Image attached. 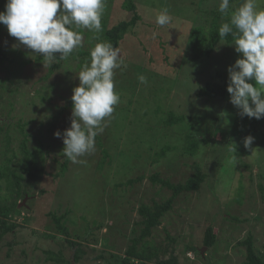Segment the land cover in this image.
Returning <instances> with one entry per match:
<instances>
[{"label":"rangeland","instance_id":"obj_1","mask_svg":"<svg viewBox=\"0 0 264 264\" xmlns=\"http://www.w3.org/2000/svg\"><path fill=\"white\" fill-rule=\"evenodd\" d=\"M136 2L143 20L155 27L141 23L138 31L145 34L141 41L131 38L119 48L127 68L116 70L114 79L120 103L115 106L112 117L106 118L104 131L99 134L112 156L104 169H98L102 154L95 138L94 152L80 157L81 162H71L66 176L54 177L65 159L63 138L55 137L54 133L57 130L63 133L71 126L72 109L59 118L54 133L45 134L44 125L57 113L56 107L68 104L73 92L69 94L59 88L52 91L50 82L36 84L47 71L43 65L24 67L20 93L5 97L4 113H10L9 102H13L14 122L27 123L25 130L32 135V148L36 147V133L41 130L50 148L47 155L44 153L47 174L31 191L32 197L20 202L21 214L15 221L23 227L0 241V264H58L48 259V252H62L71 264H107L112 260L111 255L124 256L133 230L137 228L139 233L136 226L142 219L139 208L143 204L163 202L171 195L150 178L158 173L175 184L183 183L194 174L195 165L210 173L208 181L199 192L182 194L177 199L173 210L161 219V226L154 229L150 242L167 250L163 258L174 254L179 264H243L246 248L238 243L251 233L257 250L264 254V193L259 188L260 185L264 188V179L259 177L264 173L263 139L256 133L250 155H242L243 143L236 139L243 121L229 110L230 103L197 97L201 87L218 78L216 71L228 72V67L241 54L235 51V45L222 42L212 59L198 64L187 62L191 59L188 48L191 32L211 18L213 11L219 12L220 0ZM122 3L123 0H115L109 12V27L129 18L121 8ZM242 3L230 4V8L236 9ZM164 8L172 19L169 25L160 27L155 22L156 16ZM0 42L10 49L28 51L26 58L34 56L26 46L14 47L18 42L9 35L7 27L2 30ZM161 42L165 43L164 48ZM141 74L147 78V84L139 82ZM65 75L61 69L52 80L56 78L59 85L65 81ZM1 76L5 73L0 72ZM217 81L224 83L222 79ZM75 82L77 87L79 79ZM159 108L161 112L157 115ZM171 111L184 116L185 123L164 128L163 121ZM259 130L264 134V125ZM188 132L209 140V145H200L196 157L188 156L182 148ZM13 136L14 150L18 152L22 136L16 130ZM232 136L236 145L222 149L221 144L228 143ZM164 143H169L173 151L158 163L153 162ZM241 160L252 166L251 170L244 168ZM142 175L146 179L141 184L120 185ZM241 180L245 188L242 207L231 202ZM67 212L72 240L79 242L86 252L79 263L74 260L73 248L56 233L49 216V213ZM231 216L243 221L232 222L228 220ZM210 223L215 227L218 245L211 250L202 249L204 231ZM97 225L102 227L98 229ZM188 246L201 248L205 256L199 258L194 252H187Z\"/></svg>","mask_w":264,"mask_h":264},{"label":"trees","instance_id":"obj_2","mask_svg":"<svg viewBox=\"0 0 264 264\" xmlns=\"http://www.w3.org/2000/svg\"><path fill=\"white\" fill-rule=\"evenodd\" d=\"M243 0H230V4L242 3ZM7 0H0V11L5 10ZM115 0H106L105 9L102 16V28L100 33H94L87 29H79V31L85 37L84 44L87 46L82 47L75 51L68 57L67 60L60 61L59 63L47 64L43 60L42 55L35 53L33 58H26L28 51H19L17 49H10L0 42V72L5 73V76L0 77V241L4 240L9 234L15 233L22 224L16 223V217L21 214L19 209L20 202L28 197H32L31 191L35 188L36 184L42 181L46 171V155L50 148V143L47 141L45 134H52L57 129V123L59 118L72 109V100H68V104L64 107H56V114L51 116L44 126H46V133L37 131L35 138L36 147L33 149L31 146L32 135L27 133L25 127L27 123L14 122L12 115L14 104L9 102L11 107L10 113H4V100L5 97H14L21 91V86L24 84L21 77V73L24 67L30 64L43 65L47 68L46 73L36 81L39 82H50L51 90L61 89L69 92H73L76 87V82L79 78L77 74L82 70L83 65L86 62H90V50L95 46L96 43L101 41H108L113 46L120 48L122 43L129 41L131 38H136L141 41L145 34L139 33L141 23L155 27L154 24H147L138 10L136 0H123L121 8L124 12L129 15V18L124 21H120L118 24L109 27L110 10L114 6ZM235 9H229L231 13ZM230 21V15L224 16L220 12L213 11L211 18H208L203 24L200 23L191 32L188 48L191 52V59L187 62H193L198 64L205 59H212L218 46L221 43L220 37L218 36V30L220 26ZM5 25L0 23V38L2 30ZM141 34V35H140ZM227 45H234V37L229 34L223 41ZM143 44V42H141ZM168 43V42H167ZM165 43L161 42V46L164 48ZM145 51H147L145 49ZM58 55V54H57ZM30 58V59H29ZM241 58V57H240ZM168 61V58L166 59ZM152 62V58L149 59V63ZM45 64V66H44ZM142 66V65H141ZM143 67V66H142ZM145 68V67H144ZM63 69L65 71V81L57 85L56 78H52L56 73ZM75 76V78H73ZM217 79H222L223 84L219 83L217 79L207 83L201 87L197 92L198 98H208L210 102H215L219 99L226 100L230 103L229 110L236 115L243 124L239 126L241 129L240 134L237 136V140L241 141L242 155H250L251 147H244V139L251 135L255 136L256 133L263 139L264 134L259 130L264 125V118L255 119L248 118L247 116H241L240 110L236 108L230 102V94L227 92L229 74L221 70L216 71ZM26 97V94H25ZM28 97V96H27ZM47 101V100H44ZM228 110V111H229ZM158 113L161 112L159 108ZM162 120V119H160ZM21 121V120H20ZM139 122V120L137 121ZM185 123L184 116H178L174 112L168 113V118L163 121L164 128L172 126H180ZM159 125H161L159 123ZM162 125V126H163ZM13 130L17 131L22 136V141L19 146V151L14 150V136ZM224 131V130H223ZM228 143L221 144L222 149L233 145L235 138L232 136L228 139ZM97 144L102 154V159L98 165V169H104L107 162L111 163L112 160L111 152L103 142V138L99 135L96 136ZM160 141V140H159ZM119 142H117L118 144ZM185 145L182 147L185 154L190 157H196L200 151V145H209V140L202 138L196 133L188 132L185 135ZM238 146V145H237ZM237 146L235 149L237 150ZM152 147V146H150ZM148 147V148H150ZM230 148V147H229ZM169 143H164L163 148L155 154L153 162L158 163L168 156L170 151H173ZM151 151V148L149 149ZM148 151V152H149ZM230 151V150H229ZM229 151H226L228 153ZM46 155H45V154ZM124 155V153H121ZM64 155V154H63ZM57 162L56 159H54ZM71 160L65 157L64 163L60 164L59 173L55 174L54 177H64L70 169ZM244 168L250 169L248 163L241 160ZM210 173L205 172L199 165H195L194 174L189 177L185 182L175 184L169 179L162 178L160 174H154L150 180L155 185H160L162 189H166L171 192L170 197L163 202H154L153 205L143 204L138 213L141 216L136 226L139 227V233L137 228L133 230V237L130 239V245L128 246L125 255L116 257L111 255L112 260H108L107 264H179V259L174 255H170V258H163L166 256L167 250L157 248L153 243L150 242V238L153 236L154 229L161 226V219L170 211L173 210L174 204L182 194L199 192L202 186L208 181ZM259 177L264 179V173H260ZM146 177L144 175L139 176L135 179H130L126 184H120L121 186H134L141 184ZM262 194L264 188L262 185L259 186ZM232 204L239 205L242 207L245 203V188L242 180L239 182V186L236 188L233 196ZM68 213L58 215L56 213H49L50 218L54 222L55 231L59 235H62L68 243V245L74 250V260L79 263L82 256L86 255L83 251V246L79 242L72 240L70 228L67 226ZM228 217V216H227ZM228 220L235 223H241L243 220L237 216H231ZM249 221V220H248ZM214 222V221H213ZM96 227V226H95ZM102 225H97L96 228L100 229ZM217 235L215 233V227L213 223H210L209 227L204 231L203 248L208 250L214 249L218 245ZM172 242L175 240L171 239ZM239 246L246 248V260L243 264H264V254L259 252L255 246L254 236L250 233L249 236L238 243ZM187 252H194L199 258L205 256L202 253L201 248L188 246ZM49 260H52L58 264H71L70 260H66L62 252L54 254L48 252ZM194 261V260H193Z\"/></svg>","mask_w":264,"mask_h":264},{"label":"clouds","instance_id":"obj_3","mask_svg":"<svg viewBox=\"0 0 264 264\" xmlns=\"http://www.w3.org/2000/svg\"><path fill=\"white\" fill-rule=\"evenodd\" d=\"M105 3L106 0H7L5 10L0 11V23L16 38L18 44L14 47L26 46L42 55L47 64L59 63L83 47L84 37L79 29L94 33L103 30ZM262 5L264 0H243L230 13V0H220L218 9L222 15H230V21L218 30L220 44L231 34L235 51L241 54V58L228 67L230 102L240 110L242 117L257 120L264 118ZM171 19L168 9L164 8L155 22L164 27ZM126 68L121 50L111 42H98L90 50V62L77 74L79 85L73 89L71 126L63 133L59 130L54 133L55 137L63 138V154L73 163L81 162L80 157L95 151L96 136L104 131L106 118L112 117L115 106L120 103L114 79L116 70ZM138 80L147 84L142 74ZM253 141V136H247L244 147L250 148Z\"/></svg>","mask_w":264,"mask_h":264},{"label":"water","instance_id":"obj_4","mask_svg":"<svg viewBox=\"0 0 264 264\" xmlns=\"http://www.w3.org/2000/svg\"><path fill=\"white\" fill-rule=\"evenodd\" d=\"M203 251H204V250H203ZM203 251H202V253H204Z\"/></svg>","mask_w":264,"mask_h":264}]
</instances>
